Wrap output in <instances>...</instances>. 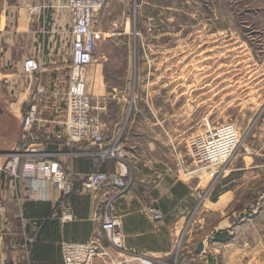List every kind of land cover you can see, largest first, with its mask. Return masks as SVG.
Here are the masks:
<instances>
[{
    "label": "rangeland",
    "instance_id": "374dc122",
    "mask_svg": "<svg viewBox=\"0 0 264 264\" xmlns=\"http://www.w3.org/2000/svg\"><path fill=\"white\" fill-rule=\"evenodd\" d=\"M115 1L121 15L132 7L134 35L129 50L116 36L97 45L88 72L93 115L108 141L118 125L133 124L148 142L157 123L168 135L154 152L145 142L142 154L182 156L185 180L202 168L198 209L166 264H264V0ZM229 127L238 135L232 155L213 167L194 163L191 140ZM227 191V205L216 206Z\"/></svg>",
    "mask_w": 264,
    "mask_h": 264
},
{
    "label": "crops",
    "instance_id": "0c3cea01",
    "mask_svg": "<svg viewBox=\"0 0 264 264\" xmlns=\"http://www.w3.org/2000/svg\"><path fill=\"white\" fill-rule=\"evenodd\" d=\"M54 3L56 0H0V264H31L26 250L34 242L29 244L28 240L35 241L42 227L40 244L44 248L36 256L41 260L36 264H64L63 243H85L94 237L103 239L114 260L101 256L94 264H140L141 257L167 263L181 242L187 219L198 209L202 169L197 166L191 175H185L188 177L185 180L182 178V156L177 155L175 163L172 158L142 154V145L147 140L137 133L133 124L124 129L118 125L113 131V137L120 139L121 132H124L123 146L129 156L134 180L129 190L114 201L112 208V212L123 221L125 250L122 253L113 251L102 231L103 214L111 193L81 186L84 177L99 165L97 159L82 157L67 161L66 167L73 173L79 187L67 204H62L64 195L53 184L44 185L33 194L26 181H15L4 170L6 154L15 151L20 142L23 116L29 101L39 90L45 94L40 107L41 122L37 125L39 136L49 139L53 149L63 147L64 126L59 122L65 118L62 94L68 88L71 70V50L65 44L64 33L68 29L69 15L66 11L57 13L50 7ZM127 3L132 6L131 1ZM35 7L37 11L33 10ZM119 9L117 1L109 0L96 19L95 31L97 45L116 36L123 41L117 45L124 51L129 50L134 35L129 27L133 14L132 7L122 15ZM111 23L114 24L112 28ZM43 55L47 59L43 73L26 76L24 61L32 57L40 59ZM105 64L100 67L105 68ZM102 78L101 101H105L109 83L105 76ZM103 125L105 140L111 142L112 139L107 140L109 129ZM153 126L155 137L147 142L152 152L158 148L159 137L163 133L168 135L163 126L160 130L157 123ZM116 168L114 161L102 166L105 172ZM228 193H223L215 205L224 199L225 207ZM150 207L159 210L164 219L154 220L148 215L146 211ZM66 211L73 214V220H63ZM33 213L37 216L32 217L30 214Z\"/></svg>",
    "mask_w": 264,
    "mask_h": 264
},
{
    "label": "built area",
    "instance_id": "2783aa9c",
    "mask_svg": "<svg viewBox=\"0 0 264 264\" xmlns=\"http://www.w3.org/2000/svg\"><path fill=\"white\" fill-rule=\"evenodd\" d=\"M109 0H56L50 4L57 13L68 12L69 23L65 43L71 50V70L69 85L63 96V113L65 118L59 122L64 126L63 147L53 149L49 139L41 138L37 125L41 122L40 107L43 93L39 90L29 101L23 116L20 142L15 151L6 155L4 170L15 181L24 180L32 193L44 185L53 184L64 195V202L69 203L77 193L73 173L66 163L76 158L97 159L99 165L87 174L81 186L92 190L110 192L106 203L102 231L113 251L122 253L124 247L122 218L112 212L113 203L121 198L132 186L133 178L128 174L129 161L125 149L116 141L107 142L103 134L104 125L99 117L93 115V97L88 93V69L96 61L98 35L95 31L96 19ZM136 2V0H134ZM47 9L48 6H43ZM37 11L38 8L33 9ZM46 30V29H45ZM136 35H140L136 32ZM47 63L46 56L28 58L24 61L23 72L26 76L42 74ZM238 135L234 128H223L208 137L198 136L191 140L190 156L194 163L213 167L224 163L236 147ZM89 146L92 150L87 149ZM114 161L117 168L111 172L102 170V166ZM202 169V168H201ZM146 213L154 220H163L164 215L154 207ZM64 221L73 220V214L66 211ZM29 244L34 239L28 240ZM30 249L26 250L30 262ZM64 264H94L98 257H108L114 261L110 249L101 237H94L85 243L65 242L62 244ZM140 264H166L153 258H140Z\"/></svg>",
    "mask_w": 264,
    "mask_h": 264
},
{
    "label": "trees",
    "instance_id": "16d2710c",
    "mask_svg": "<svg viewBox=\"0 0 264 264\" xmlns=\"http://www.w3.org/2000/svg\"><path fill=\"white\" fill-rule=\"evenodd\" d=\"M219 195L220 194H215V196H213V201H217V199H218V197H219ZM73 198V196L71 197V199ZM70 199V200H71ZM27 207H28V204H27V206L25 207V209H27ZM48 213V212H47ZM32 217H35V216H37L36 215V213H33V214H30ZM25 216L26 217H28V214H27V211L25 210ZM52 215H51V219H52ZM39 225H40V223H39ZM43 227H42V229H41V231L39 232V234L37 235V237H36V239H35V241H34V243H33V245H31V247H30V251H31V254H30V263L31 264H36L37 262H40L41 260L40 259H37L36 258V256H39L38 255V253L39 252H41V250H43V248H44V245H42V244H40V237L42 236V232H43ZM217 239L218 240H221V238H223V235H222V233L221 232H219L218 234H217Z\"/></svg>",
    "mask_w": 264,
    "mask_h": 264
}]
</instances>
